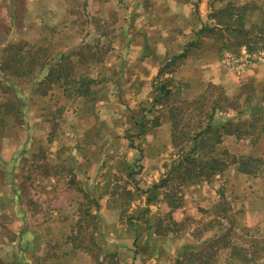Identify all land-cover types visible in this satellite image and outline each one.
Listing matches in <instances>:
<instances>
[{
    "label": "crops",
    "instance_id": "0c3cea01",
    "mask_svg": "<svg viewBox=\"0 0 264 264\" xmlns=\"http://www.w3.org/2000/svg\"><path fill=\"white\" fill-rule=\"evenodd\" d=\"M85 1L82 6V0H0V70L13 64L27 67L21 89L11 74L3 79L16 83L14 91L27 99L25 113L11 106L17 105L15 101L7 106L4 99L12 95L0 89V251L6 244L11 247L9 254L0 252L5 264H12L13 256L24 251L26 264H63L49 252V239L35 230L31 222L36 215L23 204L18 186L24 176L35 177L36 156L42 151L41 162L69 170L72 182L96 199L93 209L99 214L119 211L125 194L131 195L133 216L155 205L177 216L175 224L181 223L179 217L194 219L220 209L228 197H235V182L230 179L257 177L240 163L264 160V130L254 140H244L237 132L264 114V93L260 94L264 91V64L239 76L220 60L226 43L236 44L241 52L248 50L249 38L238 28L253 35L264 33V0ZM242 5L247 11L238 21V15L228 10ZM76 19H83L86 26L76 27ZM52 33L75 38L62 46L53 63L21 55L16 63L3 59L8 50H46L49 47L39 42ZM103 49L106 54L100 58L98 51ZM66 66L70 71L63 73ZM212 89L220 92L216 98L226 106L213 102L215 107L209 109L204 123L195 127L208 131L188 135L190 138L176 145L174 130L193 127L174 126L170 116L175 104L168 106L164 99L177 94L181 102L193 103L210 95ZM251 107H255V115L245 114ZM214 132H219V138L210 143L209 154L202 153ZM245 143L251 145L247 157L240 152ZM178 146L180 153L186 152L183 161L187 165L215 163L212 175L202 182L176 186L175 179L185 174L178 170L186 166L173 153ZM167 149L172 154L167 155ZM15 163L26 171L4 170ZM57 175L39 173L38 177L55 180ZM7 178L13 179L14 187L4 186ZM124 179L135 185L129 187ZM233 209L228 210L236 213ZM100 219L105 227L104 218ZM113 225L117 229L112 233L105 228L97 236L104 253H139V257L146 253L148 262L153 259L151 264H165L168 260L160 249L164 243L178 241L172 235H138L140 229L120 217ZM21 226L26 228L23 234L18 233ZM124 239L135 244L133 252L130 245L122 246ZM148 239L153 243L150 248L146 247ZM119 243L123 244L117 251ZM83 256L77 251L74 259ZM41 257L43 262L38 260Z\"/></svg>",
    "mask_w": 264,
    "mask_h": 264
},
{
    "label": "rangeland",
    "instance_id": "374dc122",
    "mask_svg": "<svg viewBox=\"0 0 264 264\" xmlns=\"http://www.w3.org/2000/svg\"><path fill=\"white\" fill-rule=\"evenodd\" d=\"M81 3H83L82 6H84L87 4V1L82 0ZM242 7L245 6L242 5ZM220 19L221 18H219V20ZM239 19L240 16H238L237 20L239 21ZM76 21L78 22L76 23V27L86 26L83 19H76ZM96 23H94L95 26ZM114 25L117 26V22H115ZM232 27L237 28L235 24ZM74 39V37H66L58 33H52L46 36L44 41L41 40L39 43L49 48L55 46L57 49L52 47L53 50L47 48L44 51H38L20 48L4 51L2 56L3 59L9 61L8 63H16L17 59H19V55L27 60L40 57L44 58L46 62L51 63L53 59L57 57V53L63 51L62 46L70 44ZM249 42L253 51L264 50V33L253 35L252 39H249ZM104 44L108 45V43ZM226 44L238 48L236 44ZM98 52L100 58L105 57L106 49ZM240 53L243 52L240 51ZM86 55H89V53L87 52ZM26 69L27 67H23L22 64H13L0 70V89L2 88L4 91H7L8 94L12 95L10 98L4 99V101H7L5 102L8 104L7 106H10V103L15 101L17 105L11 104V106H20L21 103H24L26 107L27 99L22 96L21 93L14 91L15 89L13 87L17 83V85L20 84L21 89L26 83L22 76ZM174 69L175 65L172 66L170 70ZM61 71L67 73L70 71V67L66 66L62 68ZM29 73L33 75L32 69ZM8 74L15 77L13 79L16 83H6L3 81L4 77ZM210 92H212L210 95L208 94L206 97H202L192 104L181 102L177 94L164 99L166 105L170 106V104H175L176 109H180V111L175 114L176 122L180 126L193 127V129H185L178 132L182 140L184 139V132H189L188 135H194V133L199 132L195 127L200 126L202 122L204 123L203 119L209 115V109L215 107L213 102L220 107L226 106L225 102L216 98L220 93L219 91L212 89L209 93ZM263 93L264 91L260 92V94ZM236 104H238V102ZM25 107L22 111L25 110ZM250 123H252V125L248 123L241 130H237V132L245 138L244 140H250V138L252 140L257 139V135L264 130V114H259L256 119ZM218 133L219 132H214L210 134L209 143L206 147L203 146L202 153L209 154L210 143H213L219 138ZM165 136H168V134H165ZM250 146V144L246 143L243 145V149L240 152L245 153L244 157L249 155L250 152L248 151L251 150ZM170 152L172 154V151L167 149L166 154L169 155ZM173 153L179 156V163L186 162L183 161L186 158L184 156L186 152L180 153L179 146L176 147ZM44 155L45 152L42 151L36 156L35 161L37 166L35 167H37V169H34V174L36 173L37 176L36 174L35 177L32 178H26V176H24L20 179L18 186L21 191L20 196L24 200L23 204H26L36 215V218H33L34 221L32 219L33 222L31 223L35 225V230L49 239V252L56 254L54 260L60 263L151 264L153 259L148 262L145 255L146 253H141L142 257H139V253H130V255L122 252L104 253L103 244L97 243V236L102 230L106 228V231L109 230L110 233H112V231L117 229L113 224L116 223L120 217L134 229L138 230L139 228L141 232H138V235L144 236V234L153 235L156 233L157 236H161L162 238L170 235L174 238H178V241L173 244L168 242L166 238V242L168 243H164L163 248L160 249L161 254L165 255V258L167 257L168 261L166 262L165 259V264H264V160L261 162L244 160L240 163L242 167H246L245 169L252 170L253 173L256 172L257 177L239 180H234L233 177L230 179L231 183L232 181L235 182L233 186L235 197L230 199L228 197V200L221 204L220 209L214 211L210 215L204 214L202 217L194 219L179 217L178 219H180L181 223L175 224L174 221H176L175 219H177V216L173 215L169 209L161 210V208L158 209L155 205L151 207V205L147 204L148 206L143 210V213L133 216V211L129 202L131 195L125 194L121 195L122 198L125 196V203L121 206L119 211H113L110 214H107L109 211H100L99 214L97 210L93 209L95 202H97L96 199L92 198V195L86 192L79 183L72 182L74 179L69 170L44 164L41 162ZM38 161L40 162L38 163ZM188 167L189 170L186 171L187 173L185 172L184 175L175 179L176 186L186 184L187 181H190L189 178L191 179L192 175L191 173L188 174L189 171L200 173L201 177L197 182H202L203 179L212 175L214 172V170L210 168H201L200 166H194L192 163ZM4 168L7 172L20 169V167H17L16 163L10 164L7 167L5 166ZM20 171L25 172L26 168H22ZM39 173L42 175H58L55 176V180L49 178L44 179L43 177H38ZM12 182L13 179L7 178V182H4V186L12 187L13 185L14 187L15 184H12ZM122 182L129 183V187L135 185L131 180L124 179ZM5 196L6 195L3 194L4 198ZM166 200L169 202L173 201L175 204V200L170 197H166ZM229 207L237 209L236 213H231L228 210ZM100 217L104 218L105 227L102 225ZM25 229V226H21L18 233L23 234ZM114 233L117 234L118 231ZM149 240L150 239L146 242L147 248H150L153 244L152 241ZM124 241V244H118L117 251H120V245L123 244L122 246L125 247L128 244L131 246L133 252L135 244L129 242L132 240L124 239ZM104 242L108 245L110 244L106 241ZM141 244L145 245V242L142 241ZM178 246H182V248H179V253H175ZM1 248L0 252L3 255L4 253L9 254L11 251L10 245L7 244ZM23 248L25 247L23 246ZM77 251L83 252V258L79 260L76 258L74 259ZM18 255L20 256L17 258L13 256L14 262L12 264H26V251ZM85 256H87V258ZM38 260L43 262L44 258L41 257V259ZM144 260L145 262H143ZM0 264L5 263L0 261Z\"/></svg>",
    "mask_w": 264,
    "mask_h": 264
},
{
    "label": "trees",
    "instance_id": "16d2710c",
    "mask_svg": "<svg viewBox=\"0 0 264 264\" xmlns=\"http://www.w3.org/2000/svg\"><path fill=\"white\" fill-rule=\"evenodd\" d=\"M229 11V13L231 14V15H233V14H237L238 16H240V19H239V21L240 20H242L243 18H244V15H245V13H246V11H247V8H245V7H242V8H240V9H236V8H234V7H232V9L231 10H228ZM232 12V13H231ZM237 12V13H236ZM229 15V14H228ZM230 16V15H229ZM238 30V32H240L241 34H243V35H246L249 39H252V37H253V34L251 33V31L250 30H245V29H237ZM263 34V33H262ZM226 51H230V52H233V53H240V50L238 49V48H236V47H233V46H231V45H228V44H226L224 47H223V49H222V52H221V54H220V59H221V57H222V55H223V53L224 52H226ZM248 51L249 52H253V48H252V46L251 45H249V48H248ZM5 82L6 83H10V81L9 80H6L5 79ZM184 103H187V104H190L191 102H184ZM192 104V103H191ZM25 107V105H24V103L22 104H20V106H18V109H20V110H23V108ZM254 110H255V107H251V108H248L247 110H246V112L247 113H245V114H247V115H250V116H252V115H255V113H254ZM180 111V109H175V111L173 112H171V120L174 122V126H179V124L176 122V112H179ZM210 130V129H209ZM208 131V130H207ZM207 131H199V132H197V136L198 135H200V134H203L204 132H207ZM178 132H179V130H174V143H176V145H180L183 141H186L189 137H188V134H189V132H184V134L183 133H181V134H183L184 135V139L182 140L181 138H180V135L178 134ZM180 140V141H179ZM191 164V163H190ZM190 164H186V163H184V162H181V165H186V166H182V168H180L178 171H184V172H186L187 170H189L188 168V166H190ZM193 165L194 166H200L201 168H210V169H212V170H215L216 169V164L215 163H211V162H208V161H203V162H195V163H193ZM187 173V172H186ZM189 173H193V174H191L192 176H191V179L189 178V180H190V182L192 181V180H198L200 177H201V175H200V173H196V171H189L188 172V174ZM195 174V175H194ZM170 202H173V201H170ZM172 204H174V203H172ZM97 205V202H95V206ZM177 205H174V207H176Z\"/></svg>",
    "mask_w": 264,
    "mask_h": 264
},
{
    "label": "built area",
    "instance_id": "2783aa9c",
    "mask_svg": "<svg viewBox=\"0 0 264 264\" xmlns=\"http://www.w3.org/2000/svg\"><path fill=\"white\" fill-rule=\"evenodd\" d=\"M220 60L222 65L235 71L237 75L242 76L251 68L264 64V50L245 51L243 53L226 51Z\"/></svg>",
    "mask_w": 264,
    "mask_h": 264
}]
</instances>
